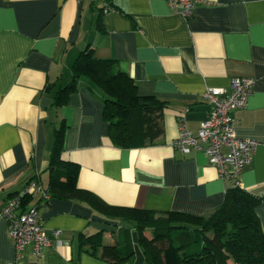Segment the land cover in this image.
I'll list each match as a JSON object with an SVG mask.
<instances>
[{
	"label": "crops",
	"instance_id": "crops-1",
	"mask_svg": "<svg viewBox=\"0 0 264 264\" xmlns=\"http://www.w3.org/2000/svg\"><path fill=\"white\" fill-rule=\"evenodd\" d=\"M195 1L186 18L165 0H0V210L36 178L48 199L37 193L26 207L37 205L51 241L39 258L30 247L16 258L0 213V264L145 263L140 249L118 263L86 253L81 234H115L121 224L106 221L84 197L48 193L53 134L62 122L61 157L79 166V189L109 206L207 217L232 184L219 178L202 152L182 155L172 147L177 120L184 115L187 129L196 132L210 110L202 97L206 88L229 91L234 79L252 78L245 107L230 115L239 137L258 141L240 187L264 195V0ZM86 48L115 60L139 95L165 103L154 143L112 145L102 105L83 86L53 105ZM256 214L264 232V204Z\"/></svg>",
	"mask_w": 264,
	"mask_h": 264
},
{
	"label": "trees",
	"instance_id": "trees-1",
	"mask_svg": "<svg viewBox=\"0 0 264 264\" xmlns=\"http://www.w3.org/2000/svg\"><path fill=\"white\" fill-rule=\"evenodd\" d=\"M115 62L96 57L89 48L81 51L70 67V82L56 91L53 105L61 106L69 93L83 86L102 105L112 145H150L162 134L165 103L139 95L133 80ZM65 127L62 122L54 129L47 165L48 193L54 198L84 197L106 221L121 224L107 240L106 230L81 234L86 253L111 263L129 260L134 256L133 231L144 264H264V232L256 214L264 195L255 196L231 185L222 205L207 217L109 206L76 186L79 166L61 157ZM13 196L21 197L23 208L31 199L23 193Z\"/></svg>",
	"mask_w": 264,
	"mask_h": 264
},
{
	"label": "built area",
	"instance_id": "built-area-1",
	"mask_svg": "<svg viewBox=\"0 0 264 264\" xmlns=\"http://www.w3.org/2000/svg\"><path fill=\"white\" fill-rule=\"evenodd\" d=\"M183 17H190L195 0H165ZM105 11H113L106 6ZM254 80L248 77L236 78L232 81L229 91L217 87H208L203 93L204 101L210 106L206 118L199 123L196 132L187 129L184 115L177 120V137L172 142V147L182 155L191 151H200L213 165L220 179L240 186L239 176L247 167L258 141L252 138L239 137L236 134L237 121L231 117L233 109H241L246 105L248 97L252 94ZM40 193L42 200L48 196L36 180H31L26 185L23 195L30 197ZM7 222L8 236L11 239L16 258L26 247H30L35 257H41L45 247L51 241L42 221L37 213V205L26 208L21 206L20 196H11L0 210ZM51 235L58 245V230Z\"/></svg>",
	"mask_w": 264,
	"mask_h": 264
},
{
	"label": "rangeland",
	"instance_id": "rangeland-1",
	"mask_svg": "<svg viewBox=\"0 0 264 264\" xmlns=\"http://www.w3.org/2000/svg\"><path fill=\"white\" fill-rule=\"evenodd\" d=\"M122 226H123V225H122ZM112 230H113V229H112ZM109 234H110V230H107V232H105V234H104L106 240H107V238H109ZM130 241H131L132 244H133L132 249H133V251H134V253H135L136 251H138V249H140V247H139L138 244H137V240H136V235H135V233H133V234L130 235ZM134 243H135V245H134ZM140 251H141V250H140ZM140 253H141V252H140Z\"/></svg>",
	"mask_w": 264,
	"mask_h": 264
}]
</instances>
